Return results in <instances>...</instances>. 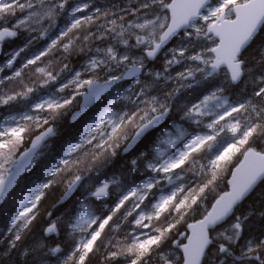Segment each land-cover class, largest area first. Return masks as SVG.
Segmentation results:
<instances>
[{"label":"snow or ice","instance_id":"snow-or-ice-1","mask_svg":"<svg viewBox=\"0 0 264 264\" xmlns=\"http://www.w3.org/2000/svg\"><path fill=\"white\" fill-rule=\"evenodd\" d=\"M67 4L0 0V44L39 26V36L29 35L0 66V72L11 70L0 77V109H6L0 112V203L22 175L42 162L57 136L55 122L69 111L75 122L99 104L79 135L44 165V179L15 203L6 231L0 232V264H86L101 247L116 249L107 252L106 260L124 257L126 264H149L153 253L162 264H202L205 259L208 264H264V233L245 236L256 210L237 213L264 182V148L258 147L264 143V44L254 64L243 58L264 32V0H136L119 11L93 0H80L70 10ZM18 11L24 15L9 26L6 18ZM64 15L67 20L55 38L16 67L28 45L48 36ZM178 36L179 43L168 48ZM56 52L87 58L80 69L44 62ZM161 55L162 67L150 68ZM177 65L184 70L173 76ZM241 82L243 97L230 98L229 89ZM188 90L198 92L195 99ZM177 108L179 121L162 128L151 149L128 163L130 171L141 174L139 181L124 184L113 175L86 191L81 211L66 226L70 251L46 243L59 235L58 220L50 221L39 239L24 243L48 190L64 185L63 203L86 174L107 167L119 150L129 153ZM229 172L227 191L218 193L209 209L205 201ZM113 186L116 199L108 213L94 215L85 201L103 200ZM200 208L202 218L187 225L191 234L180 232L178 225ZM259 215L264 217V210ZM122 224L131 230L122 239L105 241L106 230L118 233ZM169 240L178 251L158 252Z\"/></svg>","mask_w":264,"mask_h":264},{"label":"trees","instance_id":"trees-1","mask_svg":"<svg viewBox=\"0 0 264 264\" xmlns=\"http://www.w3.org/2000/svg\"><path fill=\"white\" fill-rule=\"evenodd\" d=\"M79 2L80 0H68L67 8L70 10L75 4ZM93 3L94 5L96 4L101 7L108 6L112 8L113 11H119L120 8H128V7L134 6L136 3V0H102V1L94 0ZM113 5L115 7H112ZM23 14L24 13H20L18 11L15 17H12V16L7 17L6 19L8 21L9 26H11V23L14 22L18 17L22 16ZM129 19H132V17H129ZM66 20H67L66 15L58 18L57 20L58 27L53 28L49 37L55 38V36L58 34L59 28L64 27ZM24 34L25 33H20L19 37L15 39H8L3 44H0V65L4 64L7 61V59H9L11 55L16 50L19 49V47L24 46V44L27 41V38L29 37V35H24ZM49 37L46 40H41L39 38L34 39L33 42L30 45H28L25 51L21 53L20 57L17 58V61L15 62V66L19 67L26 58L33 56L34 54L42 50L44 47H46V45L50 42ZM175 40L179 41L180 38L178 37ZM175 40L168 47H170L172 44L177 45L178 43ZM97 43H100V42H97ZM262 44H264V32H262L260 36L257 38L256 42L253 43V45L244 52L243 58L248 60L250 65L254 64V58L258 56V50ZM84 59H86L85 54L73 53L72 55H69L66 58H63L59 52H56L55 57L53 56V54H49V56L43 58L45 63L51 60L53 61L54 66H57V67L59 66V64L68 63L69 67L72 69H79L78 64L82 62ZM157 61L158 59L153 64H149V65H154ZM160 66L162 67V64H160ZM25 73H26V77L30 75V73H28L27 70H25ZM6 75H11V70H8L7 68H5L4 72H0V77L6 76ZM66 75L67 73L63 74L61 79H63L64 76ZM238 86L232 87L231 89H229V92H228V95L230 96V98L234 100L240 98V95L235 91L237 90ZM186 94L189 97L193 95L192 99H195V97L198 95V92L188 90ZM179 102H181V104L184 103V98L181 97ZM75 108H76L75 105L71 107V109H75ZM3 111H6V109H0V112H3ZM172 113L170 114L169 119L171 121L173 120L179 121V117L180 115H182V113L179 112L178 108L174 109ZM70 114H71V111H69L67 115L62 116L59 120L55 122L56 129H57V136L52 138V140L50 141L51 147L49 149H45L46 155L42 157V162L38 164L35 168H33L30 172L24 175V178H22L19 181L14 191L8 196L5 203L1 207L0 209V232L6 231L9 216L14 211V205L19 200V198L24 194L27 188L30 187L34 182H39L44 179V175H43L44 165L47 164L49 161H53L55 156L60 154L61 148L67 142L74 140L84 128V120H83L84 118H80L73 123H69ZM89 114L90 113L87 114V117ZM189 130H191V128H189ZM154 135L155 134H150L148 139L139 143L127 156L114 159L107 167L101 168L98 172L93 171L91 173H88L87 174L88 177H86V181L97 182L99 181L100 178L109 177V176L112 177L111 175H115L118 178H120L124 184H128L133 180L139 181V179L141 178V175H139V172H132L127 167L129 163L128 158L132 157L131 158L132 160L138 156L140 151H148L149 145L151 144L152 142L151 140L153 139ZM258 147L260 148L259 145ZM187 175L190 177L191 173ZM228 175L229 173H226L224 179L218 182V187L216 189V192L210 194L208 197L209 200L207 201L209 202L205 201V205L208 208L213 202L214 197L218 193H222L226 189L225 180L228 177ZM262 185H260L237 209L238 214H242V213L244 214V213H247L251 209H254V210L257 209L256 210L257 214L252 216L249 222L247 223V225L245 226V236L246 237L249 235H260L261 233H264V217H261L259 215V212L261 210H264V197H263L264 190L260 189ZM64 187L65 186L61 184L47 191V195L40 203V213H39L37 220L33 222L32 231L25 238V241H24L25 244L33 242L35 238L37 239V237L42 235V230L47 225L49 220H54V221L58 220L61 228H60L57 239H55L52 236L49 239H47V241L52 243L53 246H55L56 244H60V246L65 251L71 250V246H72L71 239L72 238L67 235L68 233H67L66 226L68 224L71 214L75 213V210H74L76 208L75 200L77 197L78 199H80V197L85 195L84 193L87 190L93 188L94 186L92 184L91 186H89V189H86V190H84L83 186H81L79 190L77 191V193L72 197V199L66 205L61 206V208L59 206L58 208L52 210V205L57 200L61 192L64 190ZM108 205L110 208L111 207L110 206V196L108 197ZM109 208L107 210L99 211L96 213L98 216H103L106 213H108ZM49 213H51V216H49ZM202 214H203V208H200L196 212L187 216L186 222H182L181 225H178L179 231L182 232L184 230V226L186 223L201 218ZM59 217L62 218V222H61V218ZM129 219H131V217ZM116 222L120 223V221H116ZM129 230H131V225L122 224L121 230L118 233H112L106 230L107 234L104 237V239L105 241L113 237L122 239L125 236L126 232ZM62 232L64 234H62ZM63 235H66L67 238ZM64 237L66 240H68V242L64 239ZM113 243H115V239H113ZM169 243L171 244L170 240L166 242L165 244H163L161 246V249L164 245L169 244ZM3 246L6 247V241L4 242ZM161 249H159L158 252H160ZM108 251H116V249L110 248L106 250L104 247H101L98 251L89 255L86 261V264H126V259L124 257H118L116 260H106L105 256ZM206 261L208 262L207 259L203 260L202 264H208ZM158 262H159L158 254L153 253V255L149 258V264H157Z\"/></svg>","mask_w":264,"mask_h":264},{"label":"rangeland","instance_id":"rangeland-1","mask_svg":"<svg viewBox=\"0 0 264 264\" xmlns=\"http://www.w3.org/2000/svg\"><path fill=\"white\" fill-rule=\"evenodd\" d=\"M48 25H47V23H45L44 25H43V27H47ZM52 30H53V28L52 29H50V31H49V35H50V33L52 32ZM20 33H25L24 35H31V36H34V37H38L39 36V26H37V31L36 32H32V33H28V32H20ZM20 33H19V35H18V37L20 36ZM49 35L48 36H46V37H44L43 39H41V40H46L48 37H49ZM180 38V37H179ZM176 41V40H175ZM177 43H179V41H176ZM204 43H208V42H204ZM174 46H176L175 44H172L170 47H168V48H171V47H174ZM196 51H199L200 50V47H197L196 49H195ZM87 58V57H86ZM85 60L86 59H84L82 62H80L79 64H78V66H79V69H80V67H81V65L85 62ZM163 63V56L161 55L160 56V58L158 59V61L154 64V65H149V67L150 68H155V69H160L161 68V66H160V64H162ZM185 63H189V62H185ZM9 70V69H8ZM182 70H184V65H177L175 68H173L171 71H172V75L174 74V73H176V72H178V71H182ZM219 79H223V74H221V76L219 77ZM245 81H247V77H245ZM234 87H236V86H234ZM245 89V82H241L240 84H239V86H238V88H237V90H235L239 95H240V98L239 99H241L242 97H243V95L245 94L244 93V90ZM252 91V84H250V83H247V92L248 93H250ZM191 98H193V95L192 96H190ZM180 104H181V102H180ZM74 105H76V104H74ZM72 107V106H71ZM259 146H260V148H264V143H259L258 144ZM260 189H263L264 190V183H263V185H262V187L260 188ZM78 211H81V210H78ZM78 211H76V213L78 212ZM76 213H74V216H75V214ZM73 216V217H74ZM72 217V218H73ZM225 226V225H224ZM223 226V227H224ZM42 235H40L39 237H37V239H39L40 237H41ZM57 237H58V235H56L55 234V239H57ZM37 239H35V240H37ZM34 240V241H35ZM50 245H51V243H50ZM166 246V247H165ZM162 250V251H161ZM160 250V253H163L164 255H168V254H170V253H172L173 251H176V250H173L171 247H170V243L169 244H166V245H164L163 247H162V249ZM158 260L159 261H161L160 260V256H159V254H158Z\"/></svg>","mask_w":264,"mask_h":264},{"label":"water","instance_id":"water-1","mask_svg":"<svg viewBox=\"0 0 264 264\" xmlns=\"http://www.w3.org/2000/svg\"><path fill=\"white\" fill-rule=\"evenodd\" d=\"M81 102H82V99H81ZM70 122H73L72 120H71V117H70ZM231 175V174H230ZM230 175H229V177L227 178V179H229L230 178ZM226 185H227V180H226ZM15 187V185L13 186V188ZM12 188V189H13ZM11 189V190H12ZM11 190H10V192H11ZM227 191V190H226ZM9 192V193H10ZM65 193V192H64ZM74 192H72L69 196H68V198L66 199V200H68L70 197H71V195L73 194ZM64 195V194H63ZM63 195L59 198V200L56 202V204H55V206H60V205H62L66 200H64V202L63 203H60V200H61V198L63 197ZM3 204V202L2 203H0V206ZM196 222V221H195ZM195 222H193V223H195ZM193 223H190V224H193ZM185 230H186V232H187V234H191L190 233V231L188 230V228H187V226L185 227ZM187 241L185 240L184 241V243H186Z\"/></svg>","mask_w":264,"mask_h":264},{"label":"bare ground","instance_id":"bare-ground-1","mask_svg":"<svg viewBox=\"0 0 264 264\" xmlns=\"http://www.w3.org/2000/svg\"><path fill=\"white\" fill-rule=\"evenodd\" d=\"M94 1V0H93ZM102 1V0H101ZM101 3V2H100ZM94 4V3H93ZM103 4V3H102ZM96 5V4H95ZM257 53V52H256ZM20 62V61H19ZM18 67V66H17ZM173 114V113H172ZM177 114V113H176ZM62 147V146H61ZM148 147V146H147ZM24 178V177H23ZM19 183V182H18ZM263 193H264V191H263ZM260 194V193H259ZM264 195V194H263ZM259 196V195H258ZM261 197V196H260ZM264 197V196H263ZM72 199V198H71ZM209 200V199H208ZM207 202H209V201H207ZM247 203V202H246ZM245 203V204H246ZM66 205V204H65ZM249 206V205H248ZM58 208V207H57ZM61 208V207H60ZM245 208V207H244ZM248 208V207H247ZM242 209V208H241ZM257 210V209H256ZM243 214V213H242ZM50 218V217H49ZM59 218H61V217H59ZM46 222V221H45ZM61 222H62V218H61ZM256 224V223H255ZM63 227H64V225H63ZM60 228H61V226H60ZM63 229V228H62ZM257 229V228H256ZM66 232V231H65ZM39 233V232H38ZM68 233V232H67ZM62 234H64L63 232H62ZM68 235V234H67ZM63 236H65L66 237V235H63ZM62 236V237H63ZM69 236V235H68ZM34 237V236H33ZM65 237H64V239H65ZM30 238H32V237H30ZM60 238V237H59ZM67 238V237H66ZM36 239V238H35ZM66 240V239H65ZM70 240V239H69ZM72 240V239H71ZM31 241V240H30ZM51 241H52V239H51ZM67 242H68V240H66ZM171 241V240H170ZM72 242V241H71ZM56 243V242H55ZM52 244V243H51ZM171 245V244H170ZM52 246H53V244H52ZM166 247V246H165ZM162 251V250H161ZM155 255V254H154ZM207 262V261H206ZM208 263V262H207Z\"/></svg>","mask_w":264,"mask_h":264}]
</instances>
